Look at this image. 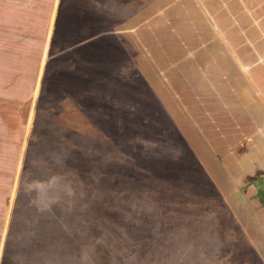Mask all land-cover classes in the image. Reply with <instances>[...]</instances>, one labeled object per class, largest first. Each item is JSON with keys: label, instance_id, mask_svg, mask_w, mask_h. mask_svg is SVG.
<instances>
[{"label": "rangeland", "instance_id": "374dc122", "mask_svg": "<svg viewBox=\"0 0 264 264\" xmlns=\"http://www.w3.org/2000/svg\"><path fill=\"white\" fill-rule=\"evenodd\" d=\"M262 20L0 0V264H264Z\"/></svg>", "mask_w": 264, "mask_h": 264}, {"label": "crops", "instance_id": "0c3cea01", "mask_svg": "<svg viewBox=\"0 0 264 264\" xmlns=\"http://www.w3.org/2000/svg\"><path fill=\"white\" fill-rule=\"evenodd\" d=\"M257 21H259V20H257ZM257 21H253L252 23H251V25H256V22ZM259 23V22H258ZM259 26H263L264 27V20H262V24L261 25H259ZM252 34V33H251ZM264 39V38H263ZM264 41V40H263ZM260 71H258V73H259ZM264 81H263V83H260V84H257L256 86H257V88L263 93V99H264Z\"/></svg>", "mask_w": 264, "mask_h": 264}]
</instances>
